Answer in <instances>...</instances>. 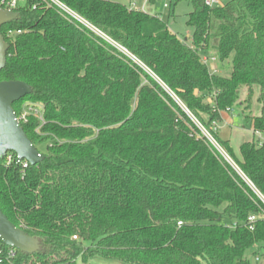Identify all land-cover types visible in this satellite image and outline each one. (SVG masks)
I'll return each instance as SVG.
<instances>
[{
  "label": "trees",
  "instance_id": "trees-1",
  "mask_svg": "<svg viewBox=\"0 0 264 264\" xmlns=\"http://www.w3.org/2000/svg\"><path fill=\"white\" fill-rule=\"evenodd\" d=\"M58 1L78 19L24 0L0 30V82L30 88L12 108L42 157L0 160V211L38 244L0 241V264H258L264 141L219 127L237 108L264 135V0H189L190 44L132 0Z\"/></svg>",
  "mask_w": 264,
  "mask_h": 264
},
{
  "label": "water",
  "instance_id": "water-1",
  "mask_svg": "<svg viewBox=\"0 0 264 264\" xmlns=\"http://www.w3.org/2000/svg\"><path fill=\"white\" fill-rule=\"evenodd\" d=\"M15 17L14 12L0 8V30ZM7 49L8 46L0 33V71L6 65ZM30 92V88L22 82H0V160L7 153L15 154L18 161H25L30 165H35L42 159L25 136L12 108L14 103L27 97ZM0 240L21 252L31 253L38 248L37 241L14 227L1 211Z\"/></svg>",
  "mask_w": 264,
  "mask_h": 264
},
{
  "label": "rangeland",
  "instance_id": "rangeland-1",
  "mask_svg": "<svg viewBox=\"0 0 264 264\" xmlns=\"http://www.w3.org/2000/svg\"><path fill=\"white\" fill-rule=\"evenodd\" d=\"M136 5V9H142L150 15H158L162 21H164L169 31L176 35L182 40H186L188 44L191 43L193 29L187 26V15L193 11L192 4L189 0H157L154 4H148L145 0H132ZM221 3V0H217ZM119 2L127 4L129 0H119ZM207 57V56H206ZM209 57V56H208ZM215 65V66H214ZM208 67L210 72H215L222 76H226L228 72H219V65L217 61L211 62L209 60ZM231 68H229L230 70ZM245 97V93L242 95V99ZM29 104V103H28ZM29 113H34L33 110L30 112L24 111L22 116L25 118ZM253 115H259L258 107L254 105ZM223 121L219 127V137L222 140L229 141L231 146L237 149L238 145L243 139H250V135L242 133V116L239 109L235 108L230 114L223 115ZM264 140V137H262ZM258 140V141H263ZM224 154V153H223ZM258 264H264V251L258 254ZM93 264H118L106 261L102 258L95 257L91 260Z\"/></svg>",
  "mask_w": 264,
  "mask_h": 264
},
{
  "label": "built area",
  "instance_id": "built-area-1",
  "mask_svg": "<svg viewBox=\"0 0 264 264\" xmlns=\"http://www.w3.org/2000/svg\"><path fill=\"white\" fill-rule=\"evenodd\" d=\"M23 1L24 0H0V8L3 9V10H5V11L14 12V10L17 7V5L23 3ZM44 1L47 2V3H50V4L54 5V6H56L57 8H59V9L63 10L64 12H66L68 15H70V16L78 19V17L73 12H71L70 10H68L58 0H44ZM205 4L207 6H209V7L219 6L220 5L219 1H217V0H205ZM209 60L211 62H214L215 61V59H211V58L210 59H208V58H203L202 59L203 63H205V64H208ZM33 112L34 113H32V114L35 117H38L39 118V112L36 111V110H33ZM21 119L22 120H25V117L24 116H21ZM18 122H19V120H18ZM4 157H6V164L7 165H10L13 161H15L17 164H22V167L23 168H26L27 167V162H25V161H18L16 155L13 154V153H7ZM255 221H256L255 216H250L247 219V224L252 225ZM178 225H180V224H178ZM235 227H236V224H234V225L231 226V228H235ZM249 229L251 230L252 229V226H250ZM73 239H75V238H73ZM2 255H3V249H2V246L0 244V258L2 257ZM12 255H13V252L12 251H9L6 256L8 258H10V257H12Z\"/></svg>",
  "mask_w": 264,
  "mask_h": 264
},
{
  "label": "crops",
  "instance_id": "crops-1",
  "mask_svg": "<svg viewBox=\"0 0 264 264\" xmlns=\"http://www.w3.org/2000/svg\"><path fill=\"white\" fill-rule=\"evenodd\" d=\"M145 2H146V0H145ZM131 3H132V6L136 8L135 3H133V1H131ZM141 10H142V9H141ZM214 66H215V65H214ZM223 117H224V116L222 115V120H223ZM241 131H242V133H247V134H249L250 136H254V138L257 139V140H263L262 137H264V135H258V134L253 135L252 130H243V129H241ZM263 141H264V140H263Z\"/></svg>",
  "mask_w": 264,
  "mask_h": 264
}]
</instances>
